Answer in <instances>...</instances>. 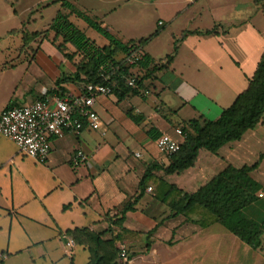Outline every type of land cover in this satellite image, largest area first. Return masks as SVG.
<instances>
[{
    "label": "crops",
    "instance_id": "0c3cea01",
    "mask_svg": "<svg viewBox=\"0 0 264 264\" xmlns=\"http://www.w3.org/2000/svg\"><path fill=\"white\" fill-rule=\"evenodd\" d=\"M57 1L42 8L57 7V14L41 31L28 29L37 24L38 10L26 21L30 32H46L48 38L21 45L19 61L0 68V76L19 65L26 68L0 114L9 106L83 94V86L72 82L60 85L62 95L56 91L60 80L75 74L79 62L69 61L53 44L55 34L49 30L59 13L98 46L109 44ZM71 2L124 43L156 34L144 48L154 65L173 54L175 40L184 32L194 33L179 44L169 67L146 81L153 97L124 87L113 96L98 97L94 108L102 129L86 125L81 133L54 138L46 164L23 155L0 134V264H89V248L77 241L67 254L68 237L77 230L105 234V240L119 233L115 246L120 253L126 249L128 264H264V249L255 251L238 238L234 242L222 225L202 227L197 215L190 219L175 210L229 166L259 164L250 176L264 188V120L217 154L201 150L195 165L181 173H167L171 158L157 147L163 135L183 144L177 125L218 120L248 89L264 57V0ZM138 12L149 14L150 21H138ZM215 29L212 35L203 34ZM79 151L86 159L76 166L73 158ZM260 194L246 212L264 221V190ZM134 200L122 226L108 221L121 217ZM118 262L125 263L120 255Z\"/></svg>",
    "mask_w": 264,
    "mask_h": 264
},
{
    "label": "trees",
    "instance_id": "16d2710c",
    "mask_svg": "<svg viewBox=\"0 0 264 264\" xmlns=\"http://www.w3.org/2000/svg\"><path fill=\"white\" fill-rule=\"evenodd\" d=\"M16 2L17 0L13 5ZM56 3H61L71 14H75L85 21L91 29L109 42L107 46L100 47L77 28L70 21L68 15L59 13L56 16L49 30L55 34L53 44L69 61L74 62L77 58L79 59V62L75 63V74L72 77H64L57 84L59 89L57 88L56 91L61 95L64 93L63 89L60 88L62 83H79L84 88L90 84L106 85L110 81L108 78L117 81L120 88L143 92L147 89L146 81L152 80L157 72L168 68L178 53L179 44L188 35L194 33L187 31L182 34L181 38L176 39L174 52L165 61L154 65L152 58L143 51V60L135 65H130L128 59L132 55V51L144 50L156 34L139 42L124 43L111 34L101 23L94 20L86 12L79 10L71 0H61ZM34 13L35 11L31 13V18ZM28 23L25 22L22 29L11 32L12 35L22 36L23 46L36 42L38 39L43 41L48 38L46 32H30L27 29ZM215 32L216 29L203 34L212 35ZM197 33L202 34V32ZM71 48L74 49L73 53L70 52ZM120 55L123 57L119 59ZM132 78L137 79V89L128 87V80ZM263 120L264 57L256 73L250 79L248 89L238 97L230 108L222 113L218 120L205 123L190 121L177 125L178 129L182 131L185 141L181 144L180 151L171 157V164L166 170L167 173H181L193 167L201 150L217 154L225 145L240 141L247 132L256 129ZM261 159H264V156ZM258 165L241 169L229 166L196 193L191 194L186 203L175 208L177 214H184L190 219L194 214L197 215L201 218L199 224L202 227L220 224L253 250H263L264 221L253 219L246 212L249 207L260 201L259 194L264 190L250 176V173ZM136 203L137 200L130 203L121 212V217L118 219L109 217L108 221L112 225L122 226L126 214L134 209ZM70 236L79 244L89 248L91 254L89 264H119L118 258L121 253L115 246L116 241L121 238L119 233L112 240H105V234H98L89 230H77ZM123 264H128V261Z\"/></svg>",
    "mask_w": 264,
    "mask_h": 264
},
{
    "label": "built area",
    "instance_id": "2783aa9c",
    "mask_svg": "<svg viewBox=\"0 0 264 264\" xmlns=\"http://www.w3.org/2000/svg\"><path fill=\"white\" fill-rule=\"evenodd\" d=\"M194 1V0H189ZM144 50H133L128 59L130 65H135L143 60ZM110 80V81H109ZM108 84H90L83 88V94L79 97L69 98L55 96L38 100L26 106L8 107L0 114V134L12 140L20 152L40 164H46L52 152V140L63 138L67 132L81 133L89 126L94 131L102 129L100 115L94 106L98 97L113 96L115 90L120 88L117 81L108 78ZM128 87L137 89V79L128 80ZM147 98L153 97V92L146 89L142 92ZM177 133L183 136L181 130ZM105 135V133H102ZM159 151L171 158L180 151L181 144L168 135H163L157 140ZM137 157H141L137 154ZM86 155L79 151L73 158L74 164L80 165ZM151 190V189H149ZM263 197V194H260ZM75 246L73 237H68L67 254L71 255ZM121 258L128 261V254L122 248Z\"/></svg>",
    "mask_w": 264,
    "mask_h": 264
},
{
    "label": "rangeland",
    "instance_id": "374dc122",
    "mask_svg": "<svg viewBox=\"0 0 264 264\" xmlns=\"http://www.w3.org/2000/svg\"><path fill=\"white\" fill-rule=\"evenodd\" d=\"M15 1L0 0V68L7 63L14 64L20 59V47L23 45L22 38L21 35H12L11 31L22 29L23 24L28 21L31 13L35 10H38L39 13L42 12L44 20H41L42 17L39 13L34 17V19H38L37 24L33 22L28 26V29L33 32L44 29L57 14V7L52 6L49 9H42L55 0H17L16 4L13 5ZM137 18L138 21H143V23L150 21V15L145 12H138ZM126 29L127 31L130 30L129 24H127ZM25 70V67L19 65L17 70H10L0 76V107L5 103L7 93L8 95L14 93L17 81ZM233 239L234 242L239 241L235 237ZM234 251L237 253L236 248ZM224 253L222 255H225Z\"/></svg>",
    "mask_w": 264,
    "mask_h": 264
}]
</instances>
